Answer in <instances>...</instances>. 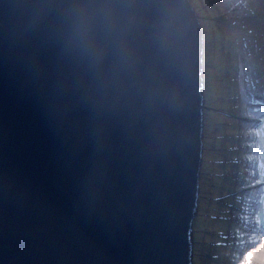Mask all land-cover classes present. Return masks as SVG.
<instances>
[{
	"label": "water",
	"instance_id": "1",
	"mask_svg": "<svg viewBox=\"0 0 264 264\" xmlns=\"http://www.w3.org/2000/svg\"><path fill=\"white\" fill-rule=\"evenodd\" d=\"M203 48L188 0H0V264H192Z\"/></svg>",
	"mask_w": 264,
	"mask_h": 264
},
{
	"label": "rangeland",
	"instance_id": "2",
	"mask_svg": "<svg viewBox=\"0 0 264 264\" xmlns=\"http://www.w3.org/2000/svg\"><path fill=\"white\" fill-rule=\"evenodd\" d=\"M188 1L203 33L205 107L191 259L237 264L264 243V0Z\"/></svg>",
	"mask_w": 264,
	"mask_h": 264
},
{
	"label": "clouds",
	"instance_id": "3",
	"mask_svg": "<svg viewBox=\"0 0 264 264\" xmlns=\"http://www.w3.org/2000/svg\"><path fill=\"white\" fill-rule=\"evenodd\" d=\"M248 252L253 253V255L250 258L248 256ZM237 264H264V243H260L257 248L245 252L238 259Z\"/></svg>",
	"mask_w": 264,
	"mask_h": 264
},
{
	"label": "snow or ice",
	"instance_id": "4",
	"mask_svg": "<svg viewBox=\"0 0 264 264\" xmlns=\"http://www.w3.org/2000/svg\"><path fill=\"white\" fill-rule=\"evenodd\" d=\"M252 255H253L252 252H248V256H249V258H250Z\"/></svg>",
	"mask_w": 264,
	"mask_h": 264
}]
</instances>
